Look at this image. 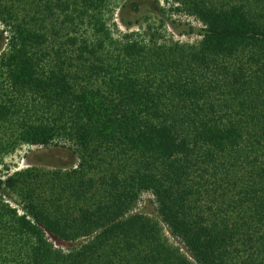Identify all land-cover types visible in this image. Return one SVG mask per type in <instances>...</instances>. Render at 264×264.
<instances>
[{"label": "trees", "instance_id": "1", "mask_svg": "<svg viewBox=\"0 0 264 264\" xmlns=\"http://www.w3.org/2000/svg\"><path fill=\"white\" fill-rule=\"evenodd\" d=\"M109 1L0 0V158L78 160L0 178V264H264V0H172L197 44L117 41Z\"/></svg>", "mask_w": 264, "mask_h": 264}, {"label": "rangeland", "instance_id": "2", "mask_svg": "<svg viewBox=\"0 0 264 264\" xmlns=\"http://www.w3.org/2000/svg\"><path fill=\"white\" fill-rule=\"evenodd\" d=\"M176 6L172 0H110L104 18L112 37L117 41H125L126 35H132V39L136 40L148 41L154 36L160 37L159 43L177 41L182 44H197L201 39L198 31L203 28L202 24L193 17L176 13ZM2 29L3 25L0 23V31ZM90 33L91 31H88L86 35L89 36ZM6 36L8 34L4 33V37ZM65 39L63 37L62 40ZM71 149V145L63 141H55L46 148L23 145L13 154L0 158V178L29 167L44 170L68 169L70 165L78 163ZM10 203L14 207L17 206L13 201ZM134 212L159 219L157 205L150 193L141 195ZM164 234L170 244L185 253L182 244L170 235L165 226Z\"/></svg>", "mask_w": 264, "mask_h": 264}]
</instances>
